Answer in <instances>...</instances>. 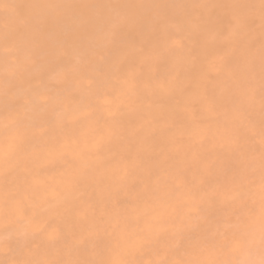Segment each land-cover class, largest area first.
Masks as SVG:
<instances>
[{"label": "bare ground", "instance_id": "bare-ground-1", "mask_svg": "<svg viewBox=\"0 0 264 264\" xmlns=\"http://www.w3.org/2000/svg\"><path fill=\"white\" fill-rule=\"evenodd\" d=\"M0 264H264V0H0Z\"/></svg>", "mask_w": 264, "mask_h": 264}]
</instances>
